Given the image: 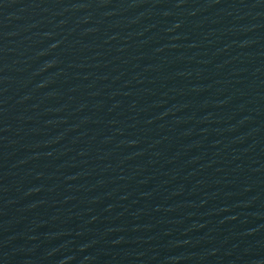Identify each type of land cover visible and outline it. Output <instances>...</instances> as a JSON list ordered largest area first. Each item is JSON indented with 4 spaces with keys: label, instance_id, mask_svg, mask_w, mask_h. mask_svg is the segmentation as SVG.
<instances>
[{
    "label": "water",
    "instance_id": "1",
    "mask_svg": "<svg viewBox=\"0 0 264 264\" xmlns=\"http://www.w3.org/2000/svg\"><path fill=\"white\" fill-rule=\"evenodd\" d=\"M0 264H264V0H0Z\"/></svg>",
    "mask_w": 264,
    "mask_h": 264
}]
</instances>
